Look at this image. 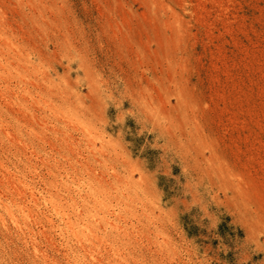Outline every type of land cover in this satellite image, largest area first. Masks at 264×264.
Returning <instances> with one entry per match:
<instances>
[{
    "label": "rangeland",
    "instance_id": "rangeland-1",
    "mask_svg": "<svg viewBox=\"0 0 264 264\" xmlns=\"http://www.w3.org/2000/svg\"><path fill=\"white\" fill-rule=\"evenodd\" d=\"M0 65V264H264V0H0Z\"/></svg>",
    "mask_w": 264,
    "mask_h": 264
},
{
    "label": "bare ground",
    "instance_id": "bare-ground-1",
    "mask_svg": "<svg viewBox=\"0 0 264 264\" xmlns=\"http://www.w3.org/2000/svg\"><path fill=\"white\" fill-rule=\"evenodd\" d=\"M2 39V38H1ZM2 63V62H1ZM4 65V64H3ZM1 66V65H0ZM3 169V168H2ZM6 172V171H5ZM3 176V178L5 179V180H8V181H10V188H8V190L10 189V192L11 193H15V194H17V195H19V194H22L23 193V195H24V193L25 194H29V196H30V198L32 199V201L34 202V205L36 206V205H40L41 203L39 202V198L37 197V191L35 190V188L33 187V186H30V185H27V182H25L24 180H20L19 178H17L14 174H10V171H8L7 170V172L5 173V174H3L2 175ZM2 178V177H1ZM5 182V181H4ZM4 182H3V184H4ZM1 183H2V180H1ZM6 183H7V181H6ZM9 183V182H8ZM3 186V185H2ZM3 187H5V186H3ZM79 186H77V187H75L77 190L80 188H78ZM80 190V189H79ZM82 192V190H80L79 191V193H81ZM42 200L46 203V205H50V211H52V212H54L56 215H57V217H58V220L59 221H57V222H59L58 224L56 223V222H54L55 221V219H54V221L51 219L50 220V222L53 224V225H57V227H59V228H61L60 230H65L71 237H73L78 243H80V244H77V245H81L82 243L84 244V243H87L89 240H87L88 238H89V236H88V238L87 237H85V236H82L81 235V232H82V230H81V232H80V230H78V222H77V220H75L74 219V217L72 216V214H70L69 212H67L66 211V209L61 205V204H59L58 202H56V201H54L52 198H50V197H48V196H43L42 195ZM38 198V199H37ZM31 201V202H32ZM41 201V200H40ZM4 206V205H3ZM35 206H34V208H35ZM40 207V206H39ZM47 207V206H46ZM2 208V202H0V209ZM6 209H7V211L9 212V215H11L10 213H11V210H10V207H8V206H6ZM42 209V208H41ZM43 210V209H42ZM47 210V209H46ZM47 213V212H46ZM13 218V217H12ZM8 220V219H7ZM0 221L3 223V224H5V219H4V216L2 215V213L0 212ZM51 223H50V225H51ZM79 225H81V223L79 224ZM82 226V225H81ZM85 228H86V226H84ZM84 227H82V229L84 228ZM88 230V229H87ZM61 232V231H60ZM85 232V231H84ZM90 233V232H89ZM88 233V234H89ZM67 234V235H68ZM85 234H86V232H85ZM87 235V234H86ZM91 237V236H90ZM95 237H96V235H95ZM93 239H94V237H92ZM98 238V237H97ZM74 240V241H75ZM95 240H96V238H95ZM82 244V247H86V246H84ZM88 244V243H87ZM93 244V246H96V248H97V246L98 245H95L93 242L90 244V245H92ZM93 246H91V247H93ZM81 247V246H80ZM79 247V248H80ZM87 247H89V246H87ZM81 249V248H80ZM86 249V248H85ZM87 249H91V248H87ZM86 249V250H87ZM88 250V251H89ZM94 250V247H93V249L92 250H90V254L89 255H87V256H90V255H93V254H91V251H93ZM88 251H86V252H88ZM96 251H97V249H96ZM83 252H84V250H83ZM89 253V252H88ZM94 253H95V251H94ZM84 254H86L85 252H84ZM95 255V257L97 256L96 254H94ZM93 255V256H94ZM86 256V255H85ZM89 259V258H88ZM92 260V259H91ZM93 260H96L95 258L93 259ZM98 260V259H97ZM85 261V260H84ZM88 261V260H87ZM86 262V261H85ZM93 262V261H92ZM89 263V262H88ZM91 263V262H90ZM79 264H81V263H79ZM92 264V263H91ZM95 264V263H94Z\"/></svg>",
    "mask_w": 264,
    "mask_h": 264
}]
</instances>
